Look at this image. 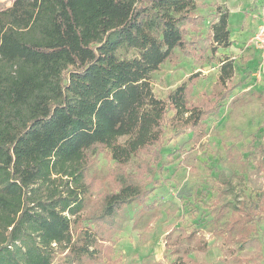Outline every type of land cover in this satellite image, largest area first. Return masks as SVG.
Listing matches in <instances>:
<instances>
[{
    "label": "trees",
    "instance_id": "obj_1",
    "mask_svg": "<svg viewBox=\"0 0 264 264\" xmlns=\"http://www.w3.org/2000/svg\"><path fill=\"white\" fill-rule=\"evenodd\" d=\"M197 7L196 0H13L0 7V264H53L59 248L74 263L98 260L97 243L111 241L103 233L127 205L137 203L141 215L151 210L152 188L143 180L152 162L143 161L137 174L125 169L99 210L82 219L93 184L89 152L108 149L124 168L142 152L158 160L167 120L196 141L205 136L206 121L231 96L234 59L220 61V90L200 102L191 100L199 73L164 99L151 85L177 48L195 53L188 35L203 21ZM207 37L214 55L231 44L227 12ZM238 208L253 218L245 201Z\"/></svg>",
    "mask_w": 264,
    "mask_h": 264
},
{
    "label": "rangeland",
    "instance_id": "obj_2",
    "mask_svg": "<svg viewBox=\"0 0 264 264\" xmlns=\"http://www.w3.org/2000/svg\"><path fill=\"white\" fill-rule=\"evenodd\" d=\"M196 1L203 21L189 27L195 53L188 56L177 48L151 74V85L164 99L199 73L191 100L200 102L220 90V61L232 58L231 96L206 121V134L198 141L189 128L167 120L158 160L142 152L124 168L108 149L90 150L87 175L93 184L82 219L99 210L104 195L118 187L126 170L137 174L143 161L152 162L143 180L152 188V208L141 215L137 203L127 205L112 230L103 233L111 241L97 243L102 254L98 260L74 263L68 250L59 248L53 264H172L179 259L184 264H264V59L251 41L261 23L264 0ZM12 2L0 0V7ZM225 12L232 42L214 55L207 34ZM242 201L253 209V218L247 219L238 208ZM85 225L87 220L80 221L79 229Z\"/></svg>",
    "mask_w": 264,
    "mask_h": 264
},
{
    "label": "built area",
    "instance_id": "obj_3",
    "mask_svg": "<svg viewBox=\"0 0 264 264\" xmlns=\"http://www.w3.org/2000/svg\"><path fill=\"white\" fill-rule=\"evenodd\" d=\"M260 15H261V23L258 26L251 41H252V45L255 46V49L261 52V55L264 59V5L261 9Z\"/></svg>",
    "mask_w": 264,
    "mask_h": 264
}]
</instances>
